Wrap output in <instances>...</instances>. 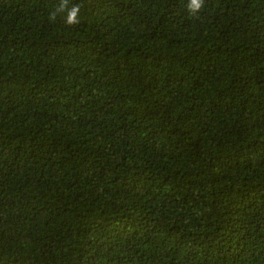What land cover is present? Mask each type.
<instances>
[{
	"label": "trees",
	"instance_id": "obj_1",
	"mask_svg": "<svg viewBox=\"0 0 264 264\" xmlns=\"http://www.w3.org/2000/svg\"><path fill=\"white\" fill-rule=\"evenodd\" d=\"M0 0V264H264V0Z\"/></svg>",
	"mask_w": 264,
	"mask_h": 264
},
{
	"label": "clouds",
	"instance_id": "obj_2",
	"mask_svg": "<svg viewBox=\"0 0 264 264\" xmlns=\"http://www.w3.org/2000/svg\"><path fill=\"white\" fill-rule=\"evenodd\" d=\"M204 4V0H188L186 5L189 13H197ZM82 5L77 3L76 0H59V2L54 5V8L49 13V20L54 21L57 15H63L64 22L67 25H79L80 13Z\"/></svg>",
	"mask_w": 264,
	"mask_h": 264
}]
</instances>
